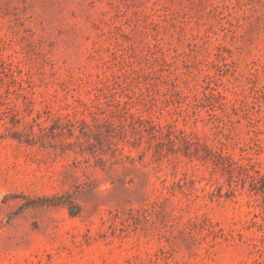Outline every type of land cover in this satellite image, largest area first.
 <instances>
[{"label": "rangeland", "instance_id": "1", "mask_svg": "<svg viewBox=\"0 0 264 264\" xmlns=\"http://www.w3.org/2000/svg\"><path fill=\"white\" fill-rule=\"evenodd\" d=\"M264 0H0V264H264Z\"/></svg>", "mask_w": 264, "mask_h": 264}, {"label": "trees", "instance_id": "2", "mask_svg": "<svg viewBox=\"0 0 264 264\" xmlns=\"http://www.w3.org/2000/svg\"><path fill=\"white\" fill-rule=\"evenodd\" d=\"M260 184L259 188L257 190L261 191V193L264 194V178L258 177V176H252L251 177V185L256 188V186Z\"/></svg>", "mask_w": 264, "mask_h": 264}]
</instances>
